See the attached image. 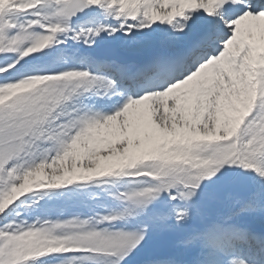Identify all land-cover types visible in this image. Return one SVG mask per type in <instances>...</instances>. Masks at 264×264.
Wrapping results in <instances>:
<instances>
[{
	"label": "snow or ice",
	"instance_id": "1",
	"mask_svg": "<svg viewBox=\"0 0 264 264\" xmlns=\"http://www.w3.org/2000/svg\"><path fill=\"white\" fill-rule=\"evenodd\" d=\"M0 264H264V0H0Z\"/></svg>",
	"mask_w": 264,
	"mask_h": 264
}]
</instances>
